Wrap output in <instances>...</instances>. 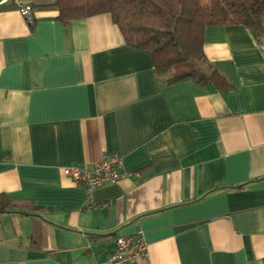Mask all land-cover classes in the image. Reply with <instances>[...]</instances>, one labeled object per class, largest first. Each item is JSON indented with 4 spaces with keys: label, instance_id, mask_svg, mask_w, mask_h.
Masks as SVG:
<instances>
[{
    "label": "crops",
    "instance_id": "obj_1",
    "mask_svg": "<svg viewBox=\"0 0 264 264\" xmlns=\"http://www.w3.org/2000/svg\"><path fill=\"white\" fill-rule=\"evenodd\" d=\"M27 20L0 0V264H264V16L209 25L204 51L231 84L168 83L110 13L67 23L54 0ZM119 156L130 172L84 186L63 166Z\"/></svg>",
    "mask_w": 264,
    "mask_h": 264
},
{
    "label": "trees",
    "instance_id": "obj_2",
    "mask_svg": "<svg viewBox=\"0 0 264 264\" xmlns=\"http://www.w3.org/2000/svg\"><path fill=\"white\" fill-rule=\"evenodd\" d=\"M63 22L110 13L128 45L149 51L159 79L172 83L191 78L201 86H232L204 51L207 26L238 23L256 37L262 32L264 0H54ZM14 199L0 195V213Z\"/></svg>",
    "mask_w": 264,
    "mask_h": 264
},
{
    "label": "built area",
    "instance_id": "obj_3",
    "mask_svg": "<svg viewBox=\"0 0 264 264\" xmlns=\"http://www.w3.org/2000/svg\"><path fill=\"white\" fill-rule=\"evenodd\" d=\"M8 0H2V3ZM16 5L27 20L35 19V11L31 2L15 0ZM123 160L119 156L104 155L92 167L84 164H74L62 167L65 175L69 176L77 185L84 186L88 195L99 186L119 181L126 175H130L122 169ZM148 254V241L143 231L136 234L120 235L115 238V248L104 264H127L134 262Z\"/></svg>",
    "mask_w": 264,
    "mask_h": 264
}]
</instances>
